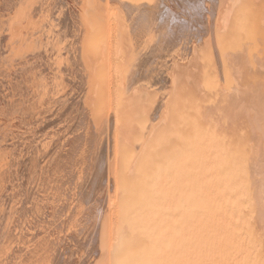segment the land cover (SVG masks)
I'll return each instance as SVG.
<instances>
[{
	"label": "bare ground",
	"instance_id": "obj_1",
	"mask_svg": "<svg viewBox=\"0 0 264 264\" xmlns=\"http://www.w3.org/2000/svg\"><path fill=\"white\" fill-rule=\"evenodd\" d=\"M212 1L0 0V264H264V18Z\"/></svg>",
	"mask_w": 264,
	"mask_h": 264
},
{
	"label": "rangeland",
	"instance_id": "obj_2",
	"mask_svg": "<svg viewBox=\"0 0 264 264\" xmlns=\"http://www.w3.org/2000/svg\"><path fill=\"white\" fill-rule=\"evenodd\" d=\"M213 3H214V1H212V0H205V3H203V5L201 6L203 9H204V14H205V16H203V18H202V24H201V27L199 26V24L197 25L198 26V28H204V30L206 31V29H211V30H213L214 29V24H215V12H214V10L212 9V6H213ZM253 7H254V10L256 11V13H255V15H257V18L259 19V18H264V0H253ZM188 21H190V23H189V27L190 26H193L194 25V20H193V16H191V17H189V19H188ZM200 30V29H199ZM192 32V31H191ZM262 32H264V31H262ZM200 35H203L202 33H201V31H200ZM205 35V34H204ZM204 37V36H203ZM261 37H262V39L260 40V41H258V45H259V47H261L262 48V50L264 51V33L261 35ZM205 44H202V46H204ZM191 59L193 60V58L191 57ZM200 69H201V73H202V71H204L205 70V72H206V70L208 69V66H206V65H201V67H200ZM216 71L217 72H220V74L224 71V65L223 64H220L219 66H218V68L216 69V70H214V73L212 74V79L215 81V82H217L216 83V86H218V87H224V86H226V83H222V81H220V80H217V77L215 78L214 77V74L216 73ZM201 73H200V76H201ZM261 95L263 94V93H260ZM203 97L205 98V97H207V95L206 94H204L203 95ZM259 97H261V96H259ZM213 104V106H214V102L212 103V102H208V103H206V105L207 106H210V105H212ZM261 144L262 145H260L261 146V148H262V150H263V152H264V142L262 143L261 142ZM263 155L264 154H262V158L261 157H259V160H261L262 162H263V164H260V165H262V169L260 168L259 170H260V172H264L263 170H264V157H263ZM261 158V159H260ZM260 161V163H262ZM262 174L260 173V176H261ZM263 178V179H262ZM262 178H260V179H262L261 180V183H262V181L264 180V174L262 175ZM264 182V181H263ZM262 186L264 187V184H262ZM262 207H259V210L261 209ZM263 211V210H262ZM262 211H259V214L261 215V213L263 214L264 212H262ZM264 215V214H263ZM8 218V217H7ZM260 218H262V216H260ZM263 220H264V216H263V218H262V220L260 219L259 220V222H261L260 224H259V226H260V228L262 227H264V222H263ZM261 230V229H260ZM261 232H262V230H261ZM263 233H264V230H263ZM262 233V234H263ZM263 237H264V235H263Z\"/></svg>",
	"mask_w": 264,
	"mask_h": 264
}]
</instances>
